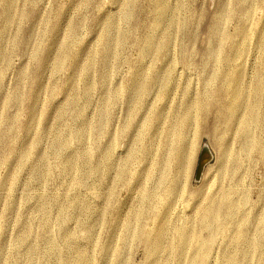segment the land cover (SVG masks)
Instances as JSON below:
<instances>
[{"label":"rangeland","instance_id":"obj_1","mask_svg":"<svg viewBox=\"0 0 264 264\" xmlns=\"http://www.w3.org/2000/svg\"><path fill=\"white\" fill-rule=\"evenodd\" d=\"M263 72L264 0H0V264H264Z\"/></svg>","mask_w":264,"mask_h":264},{"label":"bare ground","instance_id":"obj_2","mask_svg":"<svg viewBox=\"0 0 264 264\" xmlns=\"http://www.w3.org/2000/svg\"><path fill=\"white\" fill-rule=\"evenodd\" d=\"M158 9L160 10V12L162 14L165 12V7L161 3L158 4ZM257 80L259 82L260 92H261L262 95H264V72H263V74L260 73V75L258 76ZM238 81H239L238 78H236L234 80L233 84L230 85L231 86V90H232L233 100L235 98H237V97H240L241 94H242V92L240 90L241 84ZM263 118H264V116H263ZM188 119H190V115L189 114L185 115V117L183 118V120H182V129L179 130V132L176 134L177 135L176 136L177 146H178V150L179 151H178L177 156H175V162H177L178 164L181 162V159H182L181 154H180V150L183 149L184 144H185L184 143V134H183L184 122L186 123L188 121ZM188 153H189V151H188ZM206 155H209L211 157V160H212V157H213L212 153H210V152L208 153L207 152ZM201 157H202V155H200L199 161H200ZM187 159H188V157H187ZM211 160L203 167L202 172L210 164ZM198 165H199V163H198ZM197 169H198V167H197ZM202 175H203V173H202ZM227 211H228V209L225 206L224 207H215V206L209 207L207 209V211L202 215V217L200 219L201 223L203 224V226L205 228H207L210 231V234L211 233L214 234V233H216L217 231H219L221 229L222 222H223V220H225L223 217H224V214ZM177 226H179V227H177ZM177 226H176L177 227L176 228V236H177L178 240L183 241V242L186 241L187 240V236H188L187 233H186V228L184 227V225L180 226V224L179 225L177 224ZM146 243L149 245V247L152 250L156 249V245L153 242V240L152 241H148ZM201 243H203V242L201 241ZM197 259H198V264H205V262H206V248H201L200 255L198 256Z\"/></svg>","mask_w":264,"mask_h":264},{"label":"water","instance_id":"obj_3","mask_svg":"<svg viewBox=\"0 0 264 264\" xmlns=\"http://www.w3.org/2000/svg\"><path fill=\"white\" fill-rule=\"evenodd\" d=\"M211 153V151L205 146L203 151L201 152V159L199 161V165H198V169L196 171V175H195V179L196 180H200L201 179V176H202V170H203V167L211 160V157L209 155H206V153Z\"/></svg>","mask_w":264,"mask_h":264}]
</instances>
